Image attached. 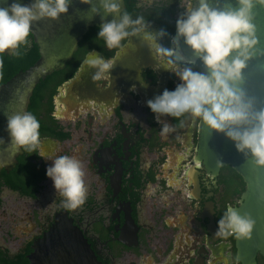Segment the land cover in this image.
Returning <instances> with one entry per match:
<instances>
[{
	"label": "flooded vegetation",
	"instance_id": "flooded-vegetation-1",
	"mask_svg": "<svg viewBox=\"0 0 264 264\" xmlns=\"http://www.w3.org/2000/svg\"><path fill=\"white\" fill-rule=\"evenodd\" d=\"M158 1L137 0L136 6L151 8ZM184 2L175 0L172 13L161 17L163 24L154 17L146 20L150 32L166 30L168 35L158 39L164 47H172ZM91 51L114 59L115 66L110 75L93 81L91 99L71 91L58 105L63 112L54 118L68 135L62 140L40 137L35 163L45 178L37 182L34 197L0 188L4 264H27L31 241L40 238L59 209L88 245L94 264H244L235 258V237L216 235L226 206H238L242 178L228 165L212 174L193 164L199 119L193 123L187 116H162L160 121L174 129L162 134V123L147 106L165 89L174 91L180 78L156 66L140 36L132 37L129 49L118 55L121 49H112L109 57ZM186 60L196 61L200 71L196 56ZM52 103L51 115L53 97ZM63 155L80 160L85 172L86 200L75 210L61 207L62 197L46 174ZM21 257L25 263H19ZM252 264H264V248L254 252Z\"/></svg>",
	"mask_w": 264,
	"mask_h": 264
},
{
	"label": "clouds",
	"instance_id": "clouds-1",
	"mask_svg": "<svg viewBox=\"0 0 264 264\" xmlns=\"http://www.w3.org/2000/svg\"><path fill=\"white\" fill-rule=\"evenodd\" d=\"M80 2L92 4V0ZM235 2L236 6L231 0L221 6L220 0H216V6H210L209 0H185L181 7L186 11L176 21L172 47H164L158 39L168 35L165 29L152 33L143 15L133 19L127 11L121 12L119 0H99L105 13L119 14V19L102 22L97 40H103L104 46L112 50L123 49L122 41L130 37H142L158 62L156 66L172 71L182 81L174 91L165 89L147 101L157 121L161 122L162 116L175 119L187 116L193 123L199 119L211 131L224 134L246 159L251 155L257 167H264V106L257 108L256 98L240 87L247 62L257 55L264 57V49L258 48L257 27L253 23L254 9L264 8V0ZM70 3L71 0H34L30 6L13 2L7 8L0 7V54L10 49L13 55L18 54L15 50L21 44L30 43L28 37L33 23L45 18L57 20L68 12ZM91 13L98 15L99 9L92 6ZM181 37L208 74L195 70L196 61L186 60L179 52ZM85 63L97 69L94 81L110 75L115 66L114 59L104 60L99 56ZM185 64L189 66H182ZM2 68L3 60H0ZM131 90H135V85ZM161 123L162 134L174 130L171 125ZM39 129V121L30 112L8 116L9 147L15 151L36 152L41 144ZM40 156L47 158L43 152ZM46 174L62 197L61 207L75 210L85 203L87 188L80 160L58 156ZM254 223L250 215L242 216L228 204L218 221L216 235L225 239L229 236L237 240L250 238Z\"/></svg>",
	"mask_w": 264,
	"mask_h": 264
},
{
	"label": "water",
	"instance_id": "water-1",
	"mask_svg": "<svg viewBox=\"0 0 264 264\" xmlns=\"http://www.w3.org/2000/svg\"><path fill=\"white\" fill-rule=\"evenodd\" d=\"M13 2L30 6L34 0H0V7L7 8ZM227 2L228 0H220L221 6ZM119 3L122 11L123 0H119ZM209 3L210 6H216V0H209ZM231 3L236 6L235 0H231ZM92 6L99 9L98 15L91 13ZM254 12L253 23L257 27L258 48L264 49V8L257 6ZM113 19L118 20L119 14L105 13L99 0H92L91 5L83 4L80 0H71L68 12L61 14L57 20L45 18L32 24L30 40L35 44L38 58L0 84V138L3 139V143H0V171L9 172L16 165V158L22 154V149L15 151L9 147L11 137L7 130L8 116L26 112L34 86L52 71L63 67L89 27H99L102 22H110ZM131 44L132 37L116 55L127 51ZM179 44V52L184 57H195L182 37ZM12 51L6 50L5 54L0 56L8 59ZM96 57L94 51L87 53L74 74L57 87L53 96V117L63 112L58 105H63L64 96L71 91H75L78 97L80 93L88 94L87 97H82L88 100L94 88L93 76L97 69L85 61L95 60ZM200 71L208 74L202 63ZM242 75L244 80L240 87L249 96L256 98L257 108L264 106V57L257 55L248 61ZM192 161L194 165L200 164L205 171L212 174H215L219 167L228 165L242 178L245 185L239 198L242 203L238 202L234 209L242 216L250 215L255 223L250 238H235V258L245 262L244 264H252L254 252L264 248V167H257L251 155L246 159L243 154L237 152L234 143L224 134L211 131L200 121L197 124ZM30 245L31 252L26 255L27 264H94L91 250L78 230L69 223V218H65L62 209L53 213L47 230L41 233L40 238L32 240Z\"/></svg>",
	"mask_w": 264,
	"mask_h": 264
},
{
	"label": "trees",
	"instance_id": "trees-1",
	"mask_svg": "<svg viewBox=\"0 0 264 264\" xmlns=\"http://www.w3.org/2000/svg\"><path fill=\"white\" fill-rule=\"evenodd\" d=\"M136 1L123 0L124 9L121 12L127 11L133 19L139 15H143L146 20L154 17L161 24H163L162 18L172 13L175 2V0H161L151 8H141L136 6ZM174 26L175 24H172L169 30L172 31ZM99 30L97 26L89 27L77 42L70 59L64 63L63 67L52 71L44 79L39 80L32 89L26 112L33 114L39 121L40 137H53L58 140L67 137L68 134L61 132L60 125L51 115L53 110L52 97L56 94L57 87L74 74L87 52L95 50L103 53L105 57L111 55V50H106L104 41L97 40ZM28 40L30 42L28 45L21 44L15 50L18 54H11L8 59L0 56V60H3V68L0 69V84L38 58L35 44H32L30 40V34ZM36 159L38 156L35 152H26L22 149V154L16 158V165L7 173L3 170L0 171V188L5 187L16 191L19 195L34 197L37 182L45 178V171L40 168L36 169L39 166L35 163ZM7 260V255L0 251V264L6 263ZM25 261L21 257L19 263H25Z\"/></svg>",
	"mask_w": 264,
	"mask_h": 264
},
{
	"label": "bare ground",
	"instance_id": "bare-ground-1",
	"mask_svg": "<svg viewBox=\"0 0 264 264\" xmlns=\"http://www.w3.org/2000/svg\"><path fill=\"white\" fill-rule=\"evenodd\" d=\"M60 113H61V112H60ZM61 114H62V113H61ZM61 114H60V115H61Z\"/></svg>",
	"mask_w": 264,
	"mask_h": 264
},
{
	"label": "rangeland",
	"instance_id": "rangeland-1",
	"mask_svg": "<svg viewBox=\"0 0 264 264\" xmlns=\"http://www.w3.org/2000/svg\"><path fill=\"white\" fill-rule=\"evenodd\" d=\"M8 197H6V199H7Z\"/></svg>",
	"mask_w": 264,
	"mask_h": 264
}]
</instances>
